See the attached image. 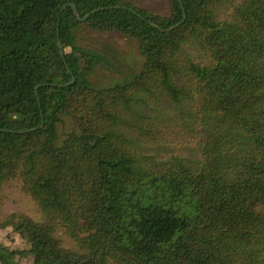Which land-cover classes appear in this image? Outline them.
Returning <instances> with one entry per match:
<instances>
[{
  "label": "trees",
  "instance_id": "obj_1",
  "mask_svg": "<svg viewBox=\"0 0 264 264\" xmlns=\"http://www.w3.org/2000/svg\"><path fill=\"white\" fill-rule=\"evenodd\" d=\"M168 2L0 0V190L22 178L43 214L0 220L30 243L0 264H264V0ZM81 27L136 40L141 70L95 88Z\"/></svg>",
  "mask_w": 264,
  "mask_h": 264
},
{
  "label": "rangeland",
  "instance_id": "obj_2",
  "mask_svg": "<svg viewBox=\"0 0 264 264\" xmlns=\"http://www.w3.org/2000/svg\"><path fill=\"white\" fill-rule=\"evenodd\" d=\"M136 5L152 10L159 15H169L170 6L168 0H130ZM240 0H230L238 3ZM233 12L231 3L225 5L223 18H228ZM78 44L88 50L104 56L107 66L98 69L92 77L95 88H106L117 83H122L138 73L144 59L140 53L138 42L120 33L94 32L81 27L78 30ZM68 121V120H67ZM71 123L66 122V128ZM198 138H183L172 143L169 153L178 156L195 157L198 154ZM24 214L36 221L43 220V214L39 204L25 190L22 178L15 177L4 183L0 190V220L2 222L12 214ZM66 248L77 250V243L64 230L59 229L56 234ZM0 243L8 245L12 249L27 250L29 241L22 237L13 226L0 227ZM17 260L20 264H31L32 256L19 254Z\"/></svg>",
  "mask_w": 264,
  "mask_h": 264
},
{
  "label": "water",
  "instance_id": "obj_3",
  "mask_svg": "<svg viewBox=\"0 0 264 264\" xmlns=\"http://www.w3.org/2000/svg\"><path fill=\"white\" fill-rule=\"evenodd\" d=\"M68 6H70V7L73 8L76 17H77L80 21H84V20H86V18H87L88 16H90L92 13L98 11V10H94V11H92L91 13L87 14L85 17L81 18L80 15H79V12H78V9H77L75 3H69V4L65 5V6L62 8L61 12H63ZM185 18H186V16L184 17V20H185ZM154 26H155V25H154ZM177 26H178V25H177ZM173 28H175V27H172V28H169V29H163V28L159 27V29H160L161 31H170V30H172ZM59 45H60V48H61L62 55H64V54H65V50H64V48H63L61 42H59ZM73 83H75V77H74V76L72 77V80H71L69 83H66V84H60L59 86H61V87H65V86H69V85H71V84H73ZM51 85H53V86H57L58 84L54 83V84H51ZM40 86H41V85H38L37 88H36V92H37V94H38V90H39ZM43 124H44V119H43V121H42V125H43ZM0 131H5V130H4V129H0ZM28 131H29V130H17V131H13V132H15V133H21V132H28Z\"/></svg>",
  "mask_w": 264,
  "mask_h": 264
}]
</instances>
